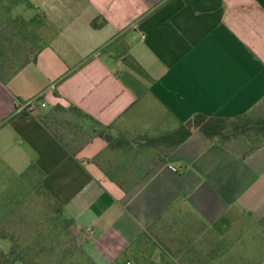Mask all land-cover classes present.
Wrapping results in <instances>:
<instances>
[{
  "label": "crops",
  "instance_id": "0c3cea01",
  "mask_svg": "<svg viewBox=\"0 0 264 264\" xmlns=\"http://www.w3.org/2000/svg\"><path fill=\"white\" fill-rule=\"evenodd\" d=\"M24 3L17 13L31 19L38 46L0 81L5 168L32 165L72 226L88 234L97 259L117 258L161 228V253L179 258L232 253L234 241L264 253V143L241 155L194 130L126 191L92 161L127 163L132 138L171 131L196 113L232 118L259 103L264 0ZM54 104L111 124L130 149L109 152L91 136L71 155L37 121ZM208 258L215 263L216 255Z\"/></svg>",
  "mask_w": 264,
  "mask_h": 264
},
{
  "label": "rangeland",
  "instance_id": "374dc122",
  "mask_svg": "<svg viewBox=\"0 0 264 264\" xmlns=\"http://www.w3.org/2000/svg\"><path fill=\"white\" fill-rule=\"evenodd\" d=\"M22 5L25 6L24 0H0V62L11 66L22 63L38 46L31 19L26 21L17 13ZM141 138H132V161L149 168L164 154V149L144 146ZM2 164L0 162V231L5 240L0 241V248L6 249V239L11 236L27 264H160L161 256L174 264H206L209 254L216 255L214 264H258L264 256V253H246L241 250L246 243L234 241L232 253H188L198 258H179L178 253H161V228L157 234L143 233L137 243L117 258L108 262L94 258L92 255L96 252L88 234L73 227L63 214L55 211L52 200L39 189L40 176L34 167L29 165L17 172ZM221 234L216 235L219 250L225 246Z\"/></svg>",
  "mask_w": 264,
  "mask_h": 264
},
{
  "label": "trees",
  "instance_id": "16d2710c",
  "mask_svg": "<svg viewBox=\"0 0 264 264\" xmlns=\"http://www.w3.org/2000/svg\"><path fill=\"white\" fill-rule=\"evenodd\" d=\"M91 26H96L93 22ZM24 62V61H23ZM12 65V64H11ZM0 62V81L17 68ZM138 71L139 67L132 64ZM42 127L71 155H74L91 136L100 137L106 145V150L112 152L117 149L127 151L130 149L129 142L120 135H112L111 124L101 125L92 117L81 111L76 106L69 104L61 106L54 104L47 110L36 116ZM194 130H199L205 137L244 155L264 143V98L257 103L250 111L236 115L235 117L206 116L200 113L192 115L187 120L171 130L153 137H143L144 146L162 147L164 154L149 168L132 161L130 163L100 162L99 155L92 158L98 164L104 175L116 183L123 190H129L141 181L149 170L163 157L184 142ZM128 159V157H127ZM41 189L55 205V211L63 214L69 224L72 220L64 214L61 206L42 187ZM5 240V235L0 231V241ZM6 249L0 248V264H27L15 239L8 237ZM128 263V261H127ZM160 264H174L161 256Z\"/></svg>",
  "mask_w": 264,
  "mask_h": 264
},
{
  "label": "built area",
  "instance_id": "2783aa9c",
  "mask_svg": "<svg viewBox=\"0 0 264 264\" xmlns=\"http://www.w3.org/2000/svg\"><path fill=\"white\" fill-rule=\"evenodd\" d=\"M32 103H33V101H27L23 105H21V108L26 107V106H30ZM43 105H44L43 103H40V106H43Z\"/></svg>",
  "mask_w": 264,
  "mask_h": 264
}]
</instances>
